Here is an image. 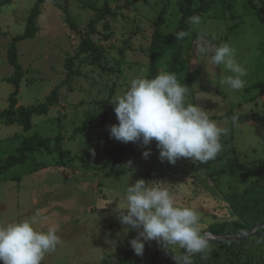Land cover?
Listing matches in <instances>:
<instances>
[{
  "label": "rangeland",
  "instance_id": "1",
  "mask_svg": "<svg viewBox=\"0 0 264 264\" xmlns=\"http://www.w3.org/2000/svg\"><path fill=\"white\" fill-rule=\"evenodd\" d=\"M35 1L10 0L0 7V112L8 107L14 90L5 80L14 73L8 48L24 32ZM105 1L46 0L37 35L17 42L24 77L16 107L35 105L47 112L33 113L28 130L19 122L0 120V166L17 154L25 138H51L53 151L37 146L26 161L0 173V225L35 219L37 230L55 227L62 243L45 255L42 264H176L173 254L181 255L182 250L176 248L172 254L156 241L146 242L142 256L134 253L129 241L137 231L124 234L127 226L120 223L116 211L129 184L144 179L149 186L167 187L178 206L200 214V228L206 234L215 222H250L255 217L264 221V198L246 197L237 190L240 183L235 179L213 177L217 167L200 170L199 161L191 158H179L174 165L161 162L155 140L147 146L151 153L145 158L141 141L124 143L110 136V126L118 123L115 113L102 126L76 131L90 116L100 117L133 79L147 76L148 47L159 13L165 10L164 32L174 31L182 15L181 0H108L117 15L108 14L98 22L93 37L99 49L80 53L81 34ZM253 2L264 11V0ZM231 12L236 19H231ZM67 13L76 29L66 21ZM201 18L199 26L188 19L196 37L191 35L181 51L166 52L161 72H175L178 81L189 87L187 101L202 106L212 120L228 129L221 137L220 169L234 165L235 157L241 162L264 159V126L251 120L252 113H264V94L251 87L264 83V24L247 0H215ZM233 24L237 26L232 29ZM201 37L209 46H216L209 42L213 39L236 49L237 60L247 69L243 90L219 84L229 73L211 63L213 52H199ZM68 58L75 74L65 83ZM50 96L56 99L54 104L49 103ZM234 115L239 117L235 124ZM118 144L127 146L123 168L110 173L114 165L107 163L106 149ZM57 145L68 151L65 156ZM252 229L264 231V222ZM215 242H210V252L206 259L200 258V264L230 261ZM251 245L249 252L264 264V243ZM235 259L232 255L230 264H239Z\"/></svg>",
  "mask_w": 264,
  "mask_h": 264
},
{
  "label": "clouds",
  "instance_id": "2",
  "mask_svg": "<svg viewBox=\"0 0 264 264\" xmlns=\"http://www.w3.org/2000/svg\"><path fill=\"white\" fill-rule=\"evenodd\" d=\"M189 21L199 26L202 18L193 15ZM189 35L181 30L175 38L183 40ZM210 51L214 53L211 63L229 73L222 76L219 84L233 91L243 90L247 69L237 60L236 49L227 42L209 46L201 37L199 52L206 55ZM188 95L189 87L178 81L175 72L133 79L126 92L114 100L118 123L110 126V136L124 143L141 141L145 158L151 153L147 146L155 140L161 162L173 165L179 158L201 163L215 160L222 151L221 137L228 129L212 120L202 106L189 103ZM238 119L235 115L231 118L234 124ZM116 211L120 223L127 226L124 234L137 231L129 241L137 256L143 255L146 242L151 241L172 254L176 248L181 249V255L173 254L176 264H193V255L206 259L205 254L210 252V237L200 228V214L191 207L178 206L167 187L149 186L144 179H138L126 187L123 203L118 201ZM36 222L33 219L0 225L3 264H42L45 255L61 245L55 227L37 230Z\"/></svg>",
  "mask_w": 264,
  "mask_h": 264
},
{
  "label": "trees",
  "instance_id": "3",
  "mask_svg": "<svg viewBox=\"0 0 264 264\" xmlns=\"http://www.w3.org/2000/svg\"><path fill=\"white\" fill-rule=\"evenodd\" d=\"M46 0H36L34 6L28 13V18L26 22L25 30L22 34L14 37L13 42L8 48V61L11 65L14 66V73L6 77V81L11 82L14 85V90L9 97V105L6 109L0 112V120H5L7 124H13L16 122L21 123L25 129H30L33 125L32 122V114L46 113V108L38 107L35 105L29 106H19L16 107L18 103V93L20 90L21 81L24 77V68L19 62L18 55V47L17 42L21 39L25 38H33L39 32L38 19L42 13V7ZM72 1V0H66ZM79 2L85 0H77ZM200 5H196V0H181L179 2V10L181 12V18L179 20V24L174 31L164 32L161 29V26L165 19V10H162L158 17L156 28L152 34L151 42L148 47V57H149V65H148V73L147 78H153L157 74L161 73L162 61L164 54L168 51H181L184 47L185 42L190 39V36L193 35L196 37V34H193L192 29L188 24V19L193 15H200L202 17L203 13L209 10L212 7V4L215 0H199ZM10 2V0H0V7ZM249 7L254 9L264 24V11L254 4L253 0H247ZM233 4H228V9H232ZM108 14L117 15L116 10H112L109 1L106 0L105 4L99 10L98 17L96 19H91L86 29L81 34V41L79 45L80 53H90L96 52L99 48L95 44V40L93 35L97 32V24L99 21L106 18ZM231 19H236L237 15L234 12L230 14ZM66 21L70 24V26L74 29L77 28L76 23L73 21L71 15L67 13ZM237 24L232 25V29L235 28ZM184 30L190 33L189 36L185 37L183 40H176L175 33ZM209 42L212 44H216L218 46L221 42H217L213 39H210ZM67 68L70 70L68 73V77L64 80L67 83L70 80V77L75 74V71L72 70V60L67 59L66 62ZM76 73H81L80 71H76ZM251 87L256 88L262 94H264V83H256ZM50 104L55 103V98H48ZM115 102L113 101L110 105H108L101 113L100 117L96 115L90 116L84 123L76 129L77 132L84 131L88 128L102 126L110 116L115 113ZM251 120L253 122H257L264 126V113L260 114L258 112H254L251 114ZM33 137V136H32ZM51 138L42 139H34V138H25L22 141V144L17 147V154L9 156L4 165L0 166V173L4 172L6 169L12 167L13 165L26 161L28 157V153L34 150L35 147L41 146L44 147L49 153H52L53 148L50 147L49 143ZM62 156H65L68 151H66L62 146H55ZM107 156L108 162L114 165L111 169V172H119L122 168V160L124 155L127 152L126 145H114L113 147H107ZM220 158L221 156L218 154L215 160H210L207 163L198 162L197 168L200 170H209L211 167H217L215 175L217 177L224 176L227 179V182H230V179H235L237 183V190L243 195H256L261 198H264V159L259 160H250L247 162H241L237 157L234 158L235 164L228 168L220 169ZM219 169V170H218ZM224 173V174H223ZM264 222L260 218H253L250 222L248 221H240V220H224L220 222H215L209 226L210 232L215 235H236L243 234L259 223ZM218 245V249L221 250L222 254L228 258L230 261L227 264L231 263V256H235V261L239 264H263L261 260H259L258 256L249 252V248L252 247L251 244L260 245L264 243V231H257L250 236H243L239 238L232 239L230 241H218L215 242ZM220 252V253H221ZM246 254L245 259L243 260V256ZM200 254L193 255L191 257L193 264H200ZM141 264V263H140Z\"/></svg>",
  "mask_w": 264,
  "mask_h": 264
},
{
  "label": "water",
  "instance_id": "4",
  "mask_svg": "<svg viewBox=\"0 0 264 264\" xmlns=\"http://www.w3.org/2000/svg\"><path fill=\"white\" fill-rule=\"evenodd\" d=\"M254 233H257V231L252 229L243 234H238V235H215L212 232H207V235L210 237V242H215V241H230L235 238L250 236Z\"/></svg>",
  "mask_w": 264,
  "mask_h": 264
}]
</instances>
